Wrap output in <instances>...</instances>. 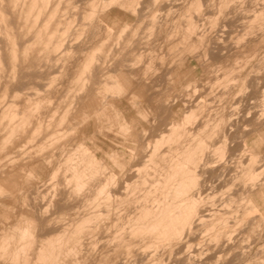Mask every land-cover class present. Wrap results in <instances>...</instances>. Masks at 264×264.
Wrapping results in <instances>:
<instances>
[{"label": "rangeland", "instance_id": "1", "mask_svg": "<svg viewBox=\"0 0 264 264\" xmlns=\"http://www.w3.org/2000/svg\"><path fill=\"white\" fill-rule=\"evenodd\" d=\"M0 264H264V0H0Z\"/></svg>", "mask_w": 264, "mask_h": 264}, {"label": "bare ground", "instance_id": "2", "mask_svg": "<svg viewBox=\"0 0 264 264\" xmlns=\"http://www.w3.org/2000/svg\"><path fill=\"white\" fill-rule=\"evenodd\" d=\"M191 179H192V178H191ZM185 187H186V186H185ZM8 240H9V239H8ZM8 240H7V241H8ZM58 243H59V242H58ZM2 245H3V244H2ZM60 246H61V245H60ZM22 251H23V250H22ZM16 254H17V253H16ZM15 257H16V256H15ZM16 258H17V257H16ZM16 258H15V259H16ZM49 260H50V259H49ZM25 261H26V260H25ZM26 263H27V262H26Z\"/></svg>", "mask_w": 264, "mask_h": 264}]
</instances>
